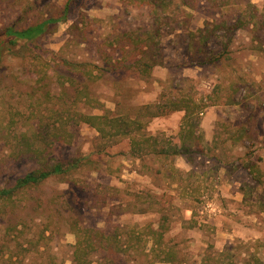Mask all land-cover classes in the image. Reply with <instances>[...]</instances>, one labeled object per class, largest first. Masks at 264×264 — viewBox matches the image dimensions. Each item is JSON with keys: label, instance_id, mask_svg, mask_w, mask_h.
<instances>
[{"label": "rangeland", "instance_id": "1", "mask_svg": "<svg viewBox=\"0 0 264 264\" xmlns=\"http://www.w3.org/2000/svg\"><path fill=\"white\" fill-rule=\"evenodd\" d=\"M66 2L0 0V28L58 18ZM201 31L212 36L220 61L202 63L204 54L188 47L192 33L200 47ZM14 48L0 64V187L39 166L9 156L14 134L33 122L31 111L56 101L30 98V85L20 81L37 80L41 63L33 57L44 50L99 66L124 55L155 63L150 74L119 68L83 82L105 110L142 119L150 135L176 137L185 111L151 117L142 106L193 99L201 106L195 133L205 151L139 159L129 139L105 143L95 128L79 124L70 143L55 145L51 161L80 160L79 167L23 195L19 227L10 225L15 216L0 217V264H74L78 230L103 237L93 264H147L158 233L174 255L151 264H244L254 257L264 264V0H73L66 21ZM51 74L49 89L58 94L61 81Z\"/></svg>", "mask_w": 264, "mask_h": 264}, {"label": "trees", "instance_id": "2", "mask_svg": "<svg viewBox=\"0 0 264 264\" xmlns=\"http://www.w3.org/2000/svg\"><path fill=\"white\" fill-rule=\"evenodd\" d=\"M72 2L73 0H67L62 14L58 18L47 17L25 28H18L14 23L0 28V64L3 61L6 48L7 51L15 55L14 46L18 42L35 43L37 38L47 32L48 25L61 20L66 21L71 11ZM192 34L191 38H187L189 40L188 47L190 49L197 48L198 52L200 51V53L204 54L205 58H203L202 63L209 64L222 59V53L214 52L213 48H210L209 44L212 36L208 31L200 32L199 48ZM44 51V54L38 53V55L33 57L41 63L42 67L36 72L37 76L35 79L37 80L20 81L30 85L31 91L27 93L30 98L40 100L41 97H46L51 100L56 99V101L51 107L45 106L41 109H33L28 116L33 120L29 129L23 130L17 135L14 134L16 142L15 148L9 156L10 162H20L25 159L35 160L39 166L19 176L13 185L0 187V201H13V204L4 205V208L0 206V217L15 216L17 222L14 224L10 223L12 227H19L22 221H24V217L19 215L20 213H24V210L27 208L21 199L23 195L29 194L34 188L40 186L52 176L69 174L73 172L72 170L79 167L80 160L67 165L64 162L51 161L55 145L63 142L70 143L75 136L76 127L81 123H86L95 128L105 143L129 139L130 153L133 157L139 159L155 156L168 160L179 155L192 158L195 152L204 153L205 148L200 143L201 136L195 133V128L199 122L197 115L201 106L196 104L193 99L182 97L164 103L159 102L142 106L140 109L144 110V115L151 117L165 115L170 111H185L181 130L176 137L162 134L150 135L146 133L145 124L142 119L125 115L114 116L112 112L105 110L102 102L92 95L88 83L83 82L84 78L85 81L95 82L105 74L119 68H134L144 72V74H150V70H152L155 63L150 64L145 61V58H134L129 61L122 54V57H119L117 60L115 59L114 62L110 60L106 66H99L97 63L90 61L70 60L61 55V52L53 50ZM45 54H50V58L46 59ZM62 67L66 69L67 73L61 70ZM51 72L55 73L57 81H61L63 91H60L58 94H53L52 90L49 89V86L53 82ZM68 90H71L73 94L71 91L68 92ZM43 104L44 101L39 103L38 106L42 107ZM92 108H101L105 111L102 114L86 112V110ZM59 211L61 212V210ZM97 233L102 235L103 232L97 231ZM76 234L78 241L73 252L74 264H93L92 257L94 253L96 250H99V247H103V237L99 235L95 236L91 231L83 233L81 230H78ZM158 236H160L158 240L160 242H155L157 244H154L151 248L150 254H152L153 260H149L147 264H151L154 260L169 261L174 255L171 249L164 247L162 233H158ZM109 248L110 251H113L112 245ZM253 259L252 261L247 260L244 264H263L259 258L254 257ZM226 264L237 263L230 261Z\"/></svg>", "mask_w": 264, "mask_h": 264}]
</instances>
